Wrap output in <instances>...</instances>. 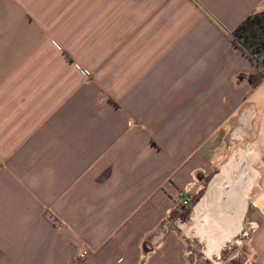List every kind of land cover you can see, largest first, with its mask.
I'll return each mask as SVG.
<instances>
[{
  "label": "crops",
  "instance_id": "1",
  "mask_svg": "<svg viewBox=\"0 0 264 264\" xmlns=\"http://www.w3.org/2000/svg\"><path fill=\"white\" fill-rule=\"evenodd\" d=\"M263 7L0 0V264H185L165 217L235 118L264 141V71L232 43ZM254 173L248 258L264 264V165Z\"/></svg>",
  "mask_w": 264,
  "mask_h": 264
},
{
  "label": "rangeland",
  "instance_id": "2",
  "mask_svg": "<svg viewBox=\"0 0 264 264\" xmlns=\"http://www.w3.org/2000/svg\"><path fill=\"white\" fill-rule=\"evenodd\" d=\"M260 60V58H259ZM260 65V64H259ZM264 71V66L260 65ZM247 132V133H246ZM221 157L218 159L212 172L207 176L198 179L192 189H198L196 194L192 193L191 203L182 207L180 201L177 208L165 217L163 224L168 230L175 231L182 240L185 264H252L248 258V240L251 234L252 225L244 213L239 229L232 235L224 231L222 241L217 250L211 256L206 255V240L193 236L192 229L187 232L186 226L191 222L192 208L194 204L204 195L209 182L216 174H221L226 166L239 164L240 153L245 152L250 156L252 162L250 170H256L264 165V141L259 142V137L254 130L246 131L245 127L235 118L225 135L221 148ZM242 168V167H241ZM239 195L236 196L235 205L238 203ZM180 205V206H179ZM178 209L180 211H178ZM179 213V214H178Z\"/></svg>",
  "mask_w": 264,
  "mask_h": 264
},
{
  "label": "bare ground",
  "instance_id": "3",
  "mask_svg": "<svg viewBox=\"0 0 264 264\" xmlns=\"http://www.w3.org/2000/svg\"><path fill=\"white\" fill-rule=\"evenodd\" d=\"M237 165L226 166L221 174H216L209 182L204 195L192 208L191 222L186 226L187 232L206 240V255L209 257L217 250L224 231L228 236L234 234L241 225L245 209L242 192L248 181L254 176L255 170H250L252 162L245 152L240 153ZM242 167V168H241ZM235 205L236 196L239 195Z\"/></svg>",
  "mask_w": 264,
  "mask_h": 264
},
{
  "label": "trees",
  "instance_id": "4",
  "mask_svg": "<svg viewBox=\"0 0 264 264\" xmlns=\"http://www.w3.org/2000/svg\"><path fill=\"white\" fill-rule=\"evenodd\" d=\"M232 43L257 66H264V13H253L238 24L232 32Z\"/></svg>",
  "mask_w": 264,
  "mask_h": 264
},
{
  "label": "built area",
  "instance_id": "5",
  "mask_svg": "<svg viewBox=\"0 0 264 264\" xmlns=\"http://www.w3.org/2000/svg\"><path fill=\"white\" fill-rule=\"evenodd\" d=\"M260 12L264 13V7L261 8ZM192 197L185 192V194L180 199V204L182 207L189 205L191 203ZM89 255V249L87 247H81L78 249L77 256L80 260H84Z\"/></svg>",
  "mask_w": 264,
  "mask_h": 264
}]
</instances>
